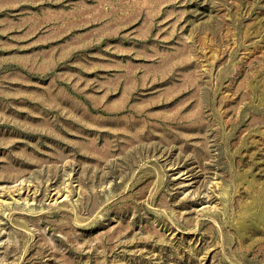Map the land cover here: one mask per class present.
Listing matches in <instances>:
<instances>
[{
  "label": "rangeland",
  "instance_id": "374dc122",
  "mask_svg": "<svg viewBox=\"0 0 264 264\" xmlns=\"http://www.w3.org/2000/svg\"><path fill=\"white\" fill-rule=\"evenodd\" d=\"M0 264H264V0H0Z\"/></svg>",
  "mask_w": 264,
  "mask_h": 264
}]
</instances>
